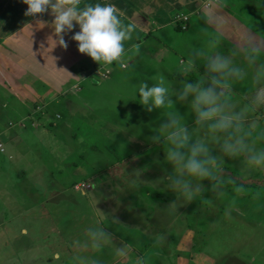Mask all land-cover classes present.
Wrapping results in <instances>:
<instances>
[{"label": "rangeland", "instance_id": "374dc122", "mask_svg": "<svg viewBox=\"0 0 264 264\" xmlns=\"http://www.w3.org/2000/svg\"><path fill=\"white\" fill-rule=\"evenodd\" d=\"M13 1L19 2L15 11ZM1 2L0 123L11 127L10 122H19L12 112L25 118L33 93L38 97L46 91L37 82L50 68L66 65L72 47L65 49L68 55L56 51L57 38L40 34L37 17L25 15L22 0ZM127 4L128 14L120 16L126 25H135V40L124 42L125 49L133 48L130 54L107 66L112 80L96 76L76 95L68 88L73 101L84 98L70 114L63 101L47 107L40 100L42 111L14 125L44 127L50 131L47 143L34 136L30 150L28 144L19 145L21 140L11 144L0 137L5 143V154L0 151V264H113L124 257L120 264H264V168L248 166L246 157H228L211 143V154L223 161L219 178L201 181L200 195L185 201L167 180L174 169L166 141L153 137L171 112L182 117L194 138L202 130L188 105L175 96L171 108L148 112L136 94L140 83L161 78L176 92L204 76L206 56L228 57L248 73L232 84L231 101L237 110L247 109L250 141L264 147L258 139L264 136V106H250L251 73L264 64V0ZM181 14L190 16L186 31L172 24ZM154 17L167 24H152ZM50 29L53 33L54 24ZM150 30L156 38L145 35ZM252 46L261 49L255 66L245 59ZM122 64L129 68L121 69ZM57 95L42 97L50 102L59 100ZM156 204L160 208L153 212ZM162 205L170 206L169 215Z\"/></svg>", "mask_w": 264, "mask_h": 264}, {"label": "clouds", "instance_id": "9594fccd", "mask_svg": "<svg viewBox=\"0 0 264 264\" xmlns=\"http://www.w3.org/2000/svg\"><path fill=\"white\" fill-rule=\"evenodd\" d=\"M27 5L25 15L37 17L51 11L54 14L55 44L67 48L64 34L78 25L79 31L72 40L77 42L79 53L94 62L111 65L125 51L124 42L132 37L135 25L125 24L111 4H83L81 0H22ZM245 59L252 66L257 64L259 47H249ZM191 66V62H190ZM248 77L247 71L220 54L205 57V74L196 81L187 82L173 92L164 78L149 85L137 86L139 103L148 112L153 109L171 108L172 97L188 105L195 124L202 136L194 138L182 117L171 112L158 129L154 141H166V156L174 172L167 177L169 185L185 201L196 199L201 191V181L218 180L223 161L211 154V143H218L220 151L228 157H246L250 167L264 168V147L257 148L250 141L251 131L246 128L247 109L237 110L231 101L232 84ZM251 107L264 106V64L251 73ZM136 98V96H135ZM264 140V136L258 137ZM101 236L104 234L101 233ZM121 256L123 249L117 250Z\"/></svg>", "mask_w": 264, "mask_h": 264}, {"label": "crops", "instance_id": "0c3cea01", "mask_svg": "<svg viewBox=\"0 0 264 264\" xmlns=\"http://www.w3.org/2000/svg\"><path fill=\"white\" fill-rule=\"evenodd\" d=\"M128 1L129 0H81V3H82V5L83 4H95V3L111 4L116 9L119 10L117 14L120 16V14H124V15L128 14V9H129V7H131L130 5L127 4ZM13 2L15 3V5L11 6V9H12V11H15V9L17 7H19V2H17V1H13ZM3 3L4 2H1L0 4H3ZM22 7H27V6H22ZM191 12L195 15L197 14V10L195 11L193 9V10H191ZM185 15H187V14H185ZM120 18L122 20L121 16H120ZM169 18H170V20H169V25H170L172 20H171V17H169ZM174 21H172V24H175ZM34 23L36 25H38L39 30L43 32V33L41 32L40 34L45 39H47L46 32H48L50 35H54L53 36L54 38H57V37H55L56 36L55 31L53 30V33H52V30L50 29L51 25L54 24V14H52L51 11H49L47 13L39 14L37 16V20H35ZM157 23L167 24V20H165V22L162 23V21L159 20L158 17H156L155 19H153L152 24H157ZM209 23H210V21H209ZM46 25H50V27L48 26L49 27L48 28ZM165 27H167V25ZM23 29L24 30H21L23 33L27 32V30L25 31V29H26L25 27H23ZM50 30H51V32H50ZM77 31H79L78 25H76L71 32H68L67 34L64 35V39L67 42L68 46L70 48L72 47L71 55L69 57H66V59L64 58L65 61H64V59H62V62L64 61L67 66L61 64V66L59 68H57V67L50 68L48 70L47 74L45 75V77L39 79V82H37V83H40L41 86L46 89V91L42 92L40 90V92L38 93V95H39L38 97H36V95H35L36 93H33L31 100H30L31 105L28 108L29 110L28 111L24 110L23 111L24 114H23V116H21V117H25V118H23L24 121L27 120L28 117L33 116V115L36 116V114H38L40 111H42V109L40 107L41 104H39L40 100L46 101V103H44L43 105L44 106L46 105L47 107L53 103H59V101H63L65 103V105L67 106V109L69 110V114H70V111L73 107V104L78 103L79 101L83 100L84 98L80 97V98H78L77 101H75V100L73 101V98L75 96H68L67 95V89L68 88L70 89V91L74 92V95H76L78 91L80 93H82V91H83L82 90V84L84 82H86L87 80L93 81L96 76H98V78L102 79L103 81L109 82L112 80L111 77L113 76V72H111L110 68L109 69L107 68V66H110V65H106L103 63L99 64L97 62H94L87 55L79 53L77 42L72 40V36ZM144 33L146 36L149 35L150 38H156L157 37V36L153 35L154 30H153V32L151 31V32H147V33L144 32ZM135 34H136V32L132 33V37L129 40L130 42L132 41V39L135 40V38H134ZM140 37L143 38V36H140ZM157 41H159V39H157ZM56 45L57 46L55 47V50L59 49V50H61V52L63 54L68 55L65 52V48H62L59 44H56ZM151 45L159 46L155 42H150L149 46H151ZM156 48H158V47H156ZM132 49L133 48L125 49L124 53L122 54V56L120 58H122L126 54H130V51ZM162 49H164V48H162ZM56 51H53V53H55ZM181 60H179L180 66L185 64V63H182ZM128 68H129V66L126 64H122V66H121V69H123V70H127ZM35 79L37 80L36 77H34V80ZM52 92H58V95L56 97H59V100H57L55 98V99H51L50 102H48L46 100V98L42 97L43 95L45 97L46 96L50 97ZM62 97H63V99H62ZM13 113L15 114V120L19 119L18 121L21 122L22 118H19V116H17L18 114L16 112H12V114ZM72 116H74V115H72ZM10 123H11L10 124L11 127H9V126L7 127V124L5 125V124L0 123V137L5 139V140H3V141H5V143L9 142L11 144H14V142H16L17 140H21L22 143H19V145L24 144V146H25L26 144H28L29 146L27 149L31 150L32 146H33V142H34V136L40 137L41 141H43L45 143L48 142L46 137L49 135L50 131L46 130L44 127L39 128V127H33L32 126V127H30L31 129H26L27 127H23L24 125L20 124L19 129H17V127H14V125H16L14 123H18V122L13 121V124H12V122H10ZM38 124H39V122L37 121L36 125H38ZM32 125H33V123H32ZM15 128L17 129V131H14ZM5 143H2L0 141V145L2 146V149L4 148ZM42 145L44 146L43 143H42ZM2 149H0V151H1V153H4L5 150H2ZM8 159L12 162H15L11 156ZM43 177H45V176H43ZM43 177L39 178V183L44 182L42 180ZM163 206H165V207H163ZM162 207H163V210H164V208H167L168 211H167V214H165V215H169L170 206L169 205H162ZM159 208H160V205L158 207V205L156 204L155 210L153 212H157ZM152 216H153V214H152ZM159 238H160V236H159ZM186 238H187V232L183 233V235H182L183 240ZM118 240L120 242L121 241L123 242V240L121 238H118ZM183 240L181 241V243H185ZM124 242H126V241H124ZM127 245H130V244H127ZM127 247H130V246H127ZM132 248L135 249L134 253H136L138 256H141L139 254L138 249L135 246H133ZM194 254H196V252L193 250V253L191 255L194 256ZM197 256H199L198 258H199V260H201V256L200 255H197ZM125 259H127V258L124 257L122 260H118V261L115 260L113 264H120L121 262L125 263ZM135 263H136V260L132 261V264H135ZM200 263H202V262H200ZM205 264H207V263H205Z\"/></svg>", "mask_w": 264, "mask_h": 264}, {"label": "built area", "instance_id": "2783aa9c", "mask_svg": "<svg viewBox=\"0 0 264 264\" xmlns=\"http://www.w3.org/2000/svg\"><path fill=\"white\" fill-rule=\"evenodd\" d=\"M174 23L178 26H180L183 30H187L189 24H190V16L181 14L177 17V19L174 21ZM0 149H2V146L0 145Z\"/></svg>", "mask_w": 264, "mask_h": 264}, {"label": "trees", "instance_id": "16d2710c", "mask_svg": "<svg viewBox=\"0 0 264 264\" xmlns=\"http://www.w3.org/2000/svg\"><path fill=\"white\" fill-rule=\"evenodd\" d=\"M177 30H179V31H185V30H183L180 26H178L177 25V27H175ZM19 123V122H18ZM13 124V123H12ZM14 124H16V123H14Z\"/></svg>", "mask_w": 264, "mask_h": 264}]
</instances>
